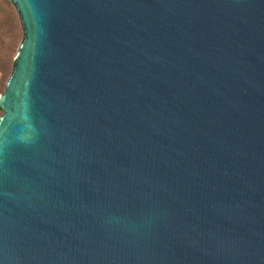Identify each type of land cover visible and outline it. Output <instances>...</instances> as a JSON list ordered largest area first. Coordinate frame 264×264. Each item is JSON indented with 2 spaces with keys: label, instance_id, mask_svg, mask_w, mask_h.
Wrapping results in <instances>:
<instances>
[{
  "label": "water",
  "instance_id": "obj_1",
  "mask_svg": "<svg viewBox=\"0 0 264 264\" xmlns=\"http://www.w3.org/2000/svg\"><path fill=\"white\" fill-rule=\"evenodd\" d=\"M0 264H264V0H11Z\"/></svg>",
  "mask_w": 264,
  "mask_h": 264
},
{
  "label": "rangeland",
  "instance_id": "obj_2",
  "mask_svg": "<svg viewBox=\"0 0 264 264\" xmlns=\"http://www.w3.org/2000/svg\"><path fill=\"white\" fill-rule=\"evenodd\" d=\"M22 40L23 28L16 8L8 0H0V91L6 76L4 71L9 73L12 68L15 58L13 55L18 51ZM2 113L0 109V117Z\"/></svg>",
  "mask_w": 264,
  "mask_h": 264
},
{
  "label": "trees",
  "instance_id": "obj_3",
  "mask_svg": "<svg viewBox=\"0 0 264 264\" xmlns=\"http://www.w3.org/2000/svg\"><path fill=\"white\" fill-rule=\"evenodd\" d=\"M8 3H9L10 5L12 4V6L15 7V5L12 3L11 0H8ZM15 8H16V7H15ZM16 11H17V10H16ZM17 13H18V12H17ZM19 20H20V19H19ZM16 53H17V52H16ZM16 53L13 55V57H15ZM12 64H13V65H12V68H10L9 73H7V71H6V72L4 71V74H6V76H5V78H4L3 82H2V91H0V93H3V92H4V90H5V86H6V83H7L8 79H9V77H10L12 71H13L14 63H12Z\"/></svg>",
  "mask_w": 264,
  "mask_h": 264
}]
</instances>
